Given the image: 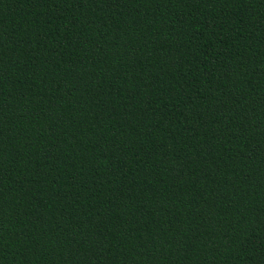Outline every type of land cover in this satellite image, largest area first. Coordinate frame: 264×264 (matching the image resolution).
<instances>
[{"label":"trees","instance_id":"16d2710c","mask_svg":"<svg viewBox=\"0 0 264 264\" xmlns=\"http://www.w3.org/2000/svg\"><path fill=\"white\" fill-rule=\"evenodd\" d=\"M0 264H264V0H0Z\"/></svg>","mask_w":264,"mask_h":264}]
</instances>
